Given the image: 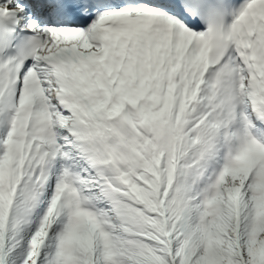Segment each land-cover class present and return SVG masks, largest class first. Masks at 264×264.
<instances>
[{"label":"snow or ice","instance_id":"1","mask_svg":"<svg viewBox=\"0 0 264 264\" xmlns=\"http://www.w3.org/2000/svg\"><path fill=\"white\" fill-rule=\"evenodd\" d=\"M0 264H264V0H0Z\"/></svg>","mask_w":264,"mask_h":264}]
</instances>
